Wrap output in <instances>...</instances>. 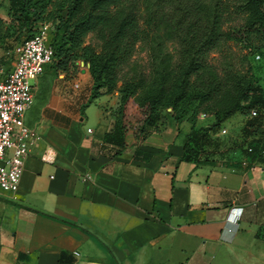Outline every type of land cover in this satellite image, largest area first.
Listing matches in <instances>:
<instances>
[{"label":"crops","instance_id":"crops-1","mask_svg":"<svg viewBox=\"0 0 264 264\" xmlns=\"http://www.w3.org/2000/svg\"><path fill=\"white\" fill-rule=\"evenodd\" d=\"M46 64L23 114L39 138L0 191V264H264V147L195 164L185 121L141 136L90 98L87 68Z\"/></svg>","mask_w":264,"mask_h":264},{"label":"trees","instance_id":"trees-1","mask_svg":"<svg viewBox=\"0 0 264 264\" xmlns=\"http://www.w3.org/2000/svg\"><path fill=\"white\" fill-rule=\"evenodd\" d=\"M5 1L8 10H12L13 14L16 13L14 30L9 33L3 30L0 36V39H4L3 48L7 51L12 49L15 43L28 38L37 31L38 28L29 32L34 21L41 16L46 3L50 0ZM56 1L58 9H65V14L64 16L58 14L55 32H53L55 37L58 36L60 44L57 41L53 43L49 40L48 42L54 51L52 60L58 49L61 57L57 62L59 65L57 68H64L63 64L71 55V50L79 48L84 35L93 31L100 39L99 51L95 53L87 46H82L80 58L88 63V70L93 77L99 80L102 75L100 83L107 80L113 81L109 76L113 69L129 58L144 31L149 30L155 34L160 23L155 17L157 10L152 8V4L149 6L148 2L144 17L145 25L142 26L138 0ZM155 6L158 8V2ZM176 13L174 27L180 33L178 41L182 45L177 78L173 79L174 82L166 83L162 87L143 86L139 78L127 79L123 85V91L126 94L137 88L144 91L148 114L144 120V126L140 129L154 125L159 116L157 112L159 106L169 107L170 112H175L176 117L181 118L189 110L188 106L192 101L206 100L203 108L208 112L202 111L201 113L212 119L207 124L199 126H195L193 118L191 119L182 142V158L191 160L195 164L214 163L216 159H222L221 163L224 166L237 168L241 165L240 159L230 158L232 151L237 150L238 153L247 156L249 162L245 166H249L250 163L260 158L264 147V90L252 79V76L247 74L236 76L231 79L230 84H226V80L217 79L214 72L207 70L206 65L200 60L214 48L221 38L238 39L248 45L251 44L250 39L253 37L251 35H260V38H264V0H191L188 3L180 2ZM231 13H234L235 19L238 20L232 27L224 29L222 25ZM50 29L48 25L47 33L49 34ZM56 44H59L57 48ZM64 44H68V47L63 48ZM261 46L263 44L257 45L256 48ZM150 50L153 55H157L156 48L150 46ZM163 58V62L160 61L161 70L166 71L170 65V56L164 54ZM183 59H185L184 63ZM197 68H200V73L195 76L199 78L197 89L200 88V90H194L186 97H182L186 89L185 79L189 74L196 72ZM204 73H207V77L202 79ZM178 76L181 77L180 81ZM160 79L161 81L166 79L164 72ZM172 87L176 89V94L171 93L165 97L164 90ZM221 88H223L222 91H220ZM218 91L221 93L219 94ZM93 97L96 95L91 94L90 98ZM251 108L256 112L254 116H248ZM192 111L194 110L192 109L191 113ZM236 112L243 114L245 119L240 128V138L233 146L223 143L217 133L221 123ZM140 133L144 136L148 132L141 131ZM209 145L212 146L208 147ZM245 145H250L252 151L247 153Z\"/></svg>","mask_w":264,"mask_h":264},{"label":"rangeland","instance_id":"rangeland-1","mask_svg":"<svg viewBox=\"0 0 264 264\" xmlns=\"http://www.w3.org/2000/svg\"><path fill=\"white\" fill-rule=\"evenodd\" d=\"M188 1L191 0H138L140 23L142 26L145 25L144 17L146 14L147 2L149 6L152 4L154 10H157L155 17L160 23L157 26L155 34L151 33L149 30L144 31L141 37L142 39L140 38V41L135 45L129 58L113 69L109 74L113 81L107 80L104 83H100L102 75L100 76L99 81L95 76L93 77V75L90 74L88 66H84V68H87L89 74V94L100 96V107L121 124L122 127H131L138 133L141 131L150 132L167 121L179 123L183 120L185 121L188 130L192 118L195 126L205 125L212 119V117L207 115L200 117L202 111L208 112V110L203 108L205 102H207L206 100L201 102L192 101L188 106L189 110L181 118H177L175 112H170L169 107L164 108L159 106L157 108L159 116L154 125L149 126L148 128L143 127L141 130L140 127L144 126V120L148 114L147 102L144 100V91L140 88L127 94L123 91L125 81L130 78H139L140 82L144 84L143 86L149 87L157 85L162 87L166 83L174 82L173 79L177 78L182 45L178 41L180 33L174 27V21L177 16L176 8L180 2L188 3ZM156 2H158V8L155 6ZM57 4L58 2L56 0L48 1L45 5V10L40 14L41 16L36 18L34 25H32V29L29 32L35 31L40 24L46 23L51 28L50 34L47 33V42L51 40L52 42L57 41V43L60 44L58 36L55 37L53 32H55L58 14L64 16L65 9H58ZM0 14L1 36L3 30L8 31V33L14 30L16 26L14 15L16 13L14 12L13 14L12 10L9 11L7 3H4V0H0ZM32 15L34 16V13H32ZM166 19L167 22H165ZM237 20V18L235 19V14L231 13L228 16V20L222 26L224 29H227L235 25ZM162 27H165L166 29H163ZM251 36L253 37L250 39L251 44L249 43V45L240 42L238 39L221 38L214 48L201 57V63L206 65L207 70L213 71L217 79L226 80V84H230L231 79L236 76L247 74L252 76V79L264 90V38H260V35ZM3 40L4 39H0V65L4 70H7L12 62V52L11 49L7 51L4 50L2 45ZM59 44H56L55 47L57 48V45ZM259 44H263V46L256 48ZM99 45L100 39L95 32L90 31L86 33L82 38L79 48L71 50V55L66 58L65 63L63 64L64 68H59L60 71L65 74H68L69 71L76 73L77 68L81 67L79 64V60L81 59L80 48L82 46H87L90 51L97 53L99 51ZM150 46L156 48L158 51L157 55H153ZM62 47L67 48L68 44H64ZM164 54L170 56V65L166 71L161 70L162 66L160 64V61L163 62ZM253 54H258L259 57L254 58ZM153 56L155 57L153 58ZM59 57H61V53H58V49H56V56L50 61L51 65L56 68L59 66L57 63ZM182 62L184 63L185 59H183ZM47 66L50 65H44V67ZM163 72L166 79L161 81L160 76ZM199 73L200 68H197L196 72L189 74L187 79H185L187 83L186 89L181 95L182 97H186L187 94H190L194 90H200V88L197 89L199 78L195 76ZM206 77L207 73H204L202 79H205ZM178 78L180 81L181 77L178 76ZM222 89L223 88H221L220 91H222ZM164 91L165 97L171 93L174 95L176 94V89L173 87ZM220 91H218L219 94L221 93ZM192 109L194 111L191 113ZM238 122L239 119L235 121L234 113L221 123V126H224L227 130L225 134L219 133V138L222 139L223 143L232 144L233 146L235 145V142L237 143V141H235L237 140L236 136H240V133L238 132V129L235 130V123ZM211 146L212 145H209L208 147ZM215 148L216 147L214 146L213 149ZM235 157H237L235 153L230 156V158Z\"/></svg>","mask_w":264,"mask_h":264},{"label":"built area","instance_id":"built-area-1","mask_svg":"<svg viewBox=\"0 0 264 264\" xmlns=\"http://www.w3.org/2000/svg\"><path fill=\"white\" fill-rule=\"evenodd\" d=\"M48 24L42 23L28 38L15 43L11 49L13 61L10 69L0 65V191L14 194L17 190L24 158L39 134L34 127L23 122L24 111L32 103V81L41 73L43 65L53 58V48L47 42ZM258 58V54H253ZM251 108L248 116H254ZM204 114L201 113L200 117ZM221 126L218 133L225 134ZM246 152L252 147L245 145ZM42 157V155H41ZM242 165L249 161L246 155ZM254 163V162H253ZM253 163H250L253 165Z\"/></svg>","mask_w":264,"mask_h":264},{"label":"water","instance_id":"water-1","mask_svg":"<svg viewBox=\"0 0 264 264\" xmlns=\"http://www.w3.org/2000/svg\"><path fill=\"white\" fill-rule=\"evenodd\" d=\"M79 64L81 65V67H80V69H81V71H83L84 70V66H88V63L87 62H83V60H79Z\"/></svg>","mask_w":264,"mask_h":264}]
</instances>
